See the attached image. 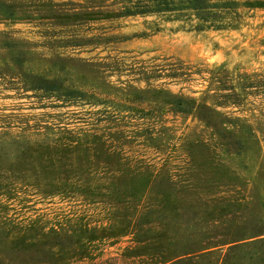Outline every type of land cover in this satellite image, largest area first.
Wrapping results in <instances>:
<instances>
[{"label": "rangeland", "instance_id": "rangeland-1", "mask_svg": "<svg viewBox=\"0 0 264 264\" xmlns=\"http://www.w3.org/2000/svg\"><path fill=\"white\" fill-rule=\"evenodd\" d=\"M148 20L128 19L120 29L144 35L83 46L49 44L57 35L42 36L34 23L0 22V38L28 42L18 47L27 52L26 70L57 76L60 95L71 96L64 103L29 89L16 69L4 71L13 63L7 47H0V215L40 214L69 226L99 227L112 220L108 203L118 192L70 186L62 192L63 185L53 183L55 174L40 163L39 146L64 136L57 132L64 127L104 135L131 162L167 163L175 179L212 180L193 190L217 194L219 205L237 210L248 226L264 229V93L239 88L252 81V73L264 76V7L249 10L245 23L231 30L196 31L168 22L153 32ZM216 70L222 81L214 80L212 87L227 93L234 86L244 98L239 105L216 107L222 112L218 118H227L219 132L173 112L166 94L199 98ZM230 135L238 139L232 149L225 144ZM188 162L201 167L187 172ZM131 242L130 236L94 241L91 256L74 264H143L124 255Z\"/></svg>", "mask_w": 264, "mask_h": 264}, {"label": "trees", "instance_id": "trees-1", "mask_svg": "<svg viewBox=\"0 0 264 264\" xmlns=\"http://www.w3.org/2000/svg\"><path fill=\"white\" fill-rule=\"evenodd\" d=\"M262 7V0H0V22L34 23L42 29V36H60L47 40L49 44L106 45L146 34L121 32L128 19L151 18L153 32L168 22L196 31L231 30L245 23L249 10ZM23 44L28 42L0 38V47H7L13 63L12 68L7 63L4 71L16 69L17 75L30 83L29 89L67 102L71 96L60 95L57 76L26 70L27 52L18 48ZM217 71H212L199 98L166 94L173 112L190 115L219 132L227 118L219 119L222 112L216 107L239 105L244 98L234 86H228L231 91L227 93L220 92L224 87L213 88L214 80L222 81L215 75ZM248 86L264 93V76L252 73V81L240 83L239 88ZM206 98L211 99V105ZM57 130L64 136L39 146L45 172L55 174L53 183L62 184V192L69 186L86 187L92 193L118 192L119 198L108 203L112 220L99 227L86 223L69 226L40 214L23 219L2 214L0 264H74L91 256L94 241L120 236L131 237L124 255L132 263L137 259L143 264H264V229L248 226L237 210L219 205L217 194L193 190L212 180L197 176L175 179L167 163L156 167L131 162L123 149L111 146L108 138L95 131ZM237 143L232 135L225 142L231 149ZM183 167L191 172L201 164L188 162ZM77 230L79 238L75 237Z\"/></svg>", "mask_w": 264, "mask_h": 264}]
</instances>
